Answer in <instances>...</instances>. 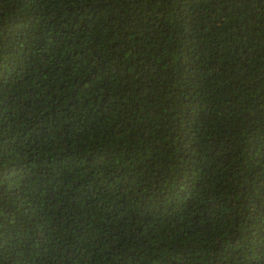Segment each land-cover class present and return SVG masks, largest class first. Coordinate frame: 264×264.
I'll use <instances>...</instances> for the list:
<instances>
[{"label": "trees", "instance_id": "16d2710c", "mask_svg": "<svg viewBox=\"0 0 264 264\" xmlns=\"http://www.w3.org/2000/svg\"><path fill=\"white\" fill-rule=\"evenodd\" d=\"M0 264H264V0H0Z\"/></svg>", "mask_w": 264, "mask_h": 264}]
</instances>
